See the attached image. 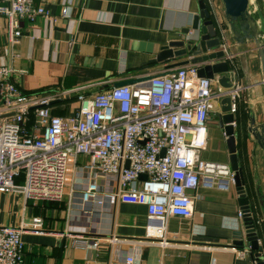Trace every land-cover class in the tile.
Returning a JSON list of instances; mask_svg holds the SVG:
<instances>
[{
  "label": "crops",
  "instance_id": "crops-1",
  "mask_svg": "<svg viewBox=\"0 0 264 264\" xmlns=\"http://www.w3.org/2000/svg\"><path fill=\"white\" fill-rule=\"evenodd\" d=\"M214 23L225 25L222 0H204ZM49 16L19 20L20 35L9 32L8 21L0 16V65L11 66L10 80L24 93L56 95L48 104L54 115L66 117L76 107L79 93L93 95L124 80L140 83L143 77L191 64L190 55L157 61L163 46L184 37L199 12L198 0H33ZM70 5L69 16L62 8ZM198 33L192 31L190 36ZM15 39L16 41H13ZM228 42V41H227ZM235 54V80L242 90L234 113L238 165L244 189L264 254V152L247 131L253 112L256 122L264 120V96L259 86L249 87L237 54L251 44L228 42ZM251 56V53H248ZM251 82L259 80V61L248 58ZM213 88L217 89L216 79ZM132 84V83H130ZM220 100L208 120L206 147L201 158L229 163L225 136L218 125ZM31 113L24 127L34 131ZM234 123V124H235ZM86 160L77 157L80 165ZM61 200L25 199L21 193H0V225L29 224L42 219L41 231L22 234L20 264H256L249 248L233 244L243 229L241 206L235 184L230 189L199 185L193 192L191 217L170 216L165 247L146 242L144 205L105 197L103 208L81 200L85 178L75 168ZM16 181L23 182L18 176ZM104 188L103 178H98ZM79 237L98 239V246H84ZM111 238H116L111 242ZM145 240V241H144Z\"/></svg>",
  "mask_w": 264,
  "mask_h": 264
},
{
  "label": "built area",
  "instance_id": "built-area-1",
  "mask_svg": "<svg viewBox=\"0 0 264 264\" xmlns=\"http://www.w3.org/2000/svg\"><path fill=\"white\" fill-rule=\"evenodd\" d=\"M70 9L69 4L64 6L62 15L69 16ZM38 15L49 16V12L33 0H0V16L7 19L14 36L20 35L21 18L32 20ZM226 54L236 74L233 55ZM199 66L164 68L144 82L111 86L93 95L79 93L75 111L62 117L52 114L48 106L56 95L22 92L10 80L14 69L1 64L0 193L58 201L77 168L85 178L83 202L103 208L108 196L144 205V239L167 246L168 218L191 217L192 192L199 185L228 190L234 184L229 163L205 160L200 152L206 147L215 99L228 96L230 112L235 113L242 86L234 79L231 87L214 89L213 79L198 76ZM31 113L34 131L29 133L24 124ZM78 156L86 157L80 165ZM141 174L146 177L141 179ZM18 176L23 177L22 183L16 181ZM41 225L38 216L29 224L0 225V264H20L23 232L41 231ZM78 240L84 246H98V239ZM132 262L128 257L125 264Z\"/></svg>",
  "mask_w": 264,
  "mask_h": 264
},
{
  "label": "water",
  "instance_id": "water-1",
  "mask_svg": "<svg viewBox=\"0 0 264 264\" xmlns=\"http://www.w3.org/2000/svg\"><path fill=\"white\" fill-rule=\"evenodd\" d=\"M225 25L217 26L204 0H198L199 12L193 18L190 28L182 30L181 40L171 41L162 47L156 60L162 61L182 55H190L192 63H199L197 74L210 79H216L218 84L229 88L235 79L231 63L227 58L228 42L241 46L251 44L250 48L241 50L238 54L240 69L249 87L259 86L264 96V0H222ZM196 31V36H190ZM228 41V42H227ZM226 45L225 49L221 45ZM230 53V52H229ZM251 53L254 56H251ZM235 57V54L230 53ZM256 57L259 61V80L251 82L248 71V58ZM232 71V72H231ZM145 76L142 80L149 79ZM135 80H124L114 86L133 83ZM218 125L225 136L229 153V165L234 171V184L239 194V204L243 219V229L236 232L233 244L249 248L256 264H264L263 247L259 244L256 226L251 214V208L244 189L242 168L238 165L236 148V130L234 113L230 112V99L224 96L220 100V112L217 114ZM235 124H234V123ZM247 131L255 143L264 152V120L256 122L252 112L249 116ZM190 138V136H188ZM163 154V152H162ZM146 175L141 174L144 179Z\"/></svg>",
  "mask_w": 264,
  "mask_h": 264
}]
</instances>
